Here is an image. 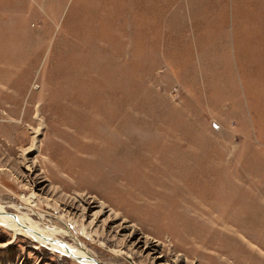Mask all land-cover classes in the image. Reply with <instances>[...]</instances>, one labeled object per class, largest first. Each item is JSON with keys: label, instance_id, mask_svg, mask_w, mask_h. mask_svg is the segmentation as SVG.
I'll list each match as a JSON object with an SVG mask.
<instances>
[{"label": "rangeland", "instance_id": "374dc122", "mask_svg": "<svg viewBox=\"0 0 264 264\" xmlns=\"http://www.w3.org/2000/svg\"><path fill=\"white\" fill-rule=\"evenodd\" d=\"M0 206L102 264H264V0H0ZM0 264L84 263L0 222Z\"/></svg>", "mask_w": 264, "mask_h": 264}, {"label": "bare ground", "instance_id": "6f19581e", "mask_svg": "<svg viewBox=\"0 0 264 264\" xmlns=\"http://www.w3.org/2000/svg\"><path fill=\"white\" fill-rule=\"evenodd\" d=\"M31 198H33V196L27 199L28 203L31 201ZM0 222L9 229H12L17 235L29 236L41 244L48 245L53 250H57L74 259L81 260L84 264H97V259L91 255L89 252L90 250L82 244L80 239L76 238L78 242L77 246L59 240L57 237L58 235H72L69 230L60 229L58 227L51 228V226H42L30 216L29 212L23 215L20 214V216H14L9 214L3 206H0Z\"/></svg>", "mask_w": 264, "mask_h": 264}, {"label": "water", "instance_id": "95a60500", "mask_svg": "<svg viewBox=\"0 0 264 264\" xmlns=\"http://www.w3.org/2000/svg\"><path fill=\"white\" fill-rule=\"evenodd\" d=\"M96 262H97V264H102L101 262H99V261H97V260H96Z\"/></svg>", "mask_w": 264, "mask_h": 264}]
</instances>
